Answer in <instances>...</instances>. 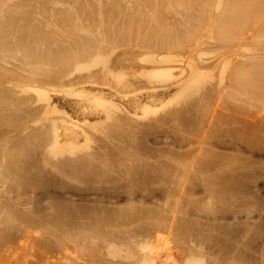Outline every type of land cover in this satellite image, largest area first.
<instances>
[{"label": "bare ground", "instance_id": "6f19581e", "mask_svg": "<svg viewBox=\"0 0 264 264\" xmlns=\"http://www.w3.org/2000/svg\"><path fill=\"white\" fill-rule=\"evenodd\" d=\"M262 148L264 0H0V233L71 259L12 264H264L214 209Z\"/></svg>", "mask_w": 264, "mask_h": 264}, {"label": "rangeland", "instance_id": "374dc122", "mask_svg": "<svg viewBox=\"0 0 264 264\" xmlns=\"http://www.w3.org/2000/svg\"><path fill=\"white\" fill-rule=\"evenodd\" d=\"M262 149H264V148H262ZM261 149V150H262ZM261 150H259L258 152H260ZM257 154H259V155H257ZM261 154V155H260ZM253 159H254V161L256 162L255 164H256V166H255V164H254V169H256V170H252V168H253V165H252V168H251V171H252V173H254V174H252L251 175V173H250V175L252 176L251 178H250V182L249 183H246L245 184V182L243 183V184H239V185H237V186H235V188L236 189H234V186H232V189H233V192H231L230 193V195L231 196H229V197H221V198H223L224 200L222 201V199L221 198H219V199H217L216 201H214V203H218L217 205H215V207H214V209H216L217 207L218 208H220V210H224L225 208H223V207H225L226 206V210H228L227 209V205H230L229 203H231V202H234V204L232 205V203H231V207L229 208V210H231V209H233V207H237V205L239 204V202H240V200H242L243 201V199H244V202H241V204L242 203H244V205H241V207L240 208H238L239 206H240V204L238 205V209H239V211H238V217H237V221L236 220H234V219H231V218H229L226 222L225 221H219V223L218 222H216V223H218V224H223L224 226H228V228H230V229H225V230H228V231H226V232H234L235 230H236V228L238 229V231H240V234H238V236H240L241 234L243 235V237H241V238H243V240H241V238L240 237H238V238H240V241H241V244H243L242 246H241V244H240V250H243L244 251V249H246V251L248 252H250V250H247L248 248H251V249H256L258 246H260L259 244H260V242L262 241L261 239H264V218H261L262 216H264V209H262V208H264V203H262V200H264V174H262V173H264V167H262V165H264V164H260V166H258L259 165V162L258 161H256L257 159H259V161H261L260 163H264V151H262V153L260 152V153H257V151H255V154L253 153ZM258 162V163H257ZM258 164V165H257ZM259 168V169H258ZM261 169V170H260ZM250 171V172H251ZM254 171H256L257 172V174L254 172ZM259 172V173H258ZM259 174H260V177H259ZM256 175V176H255ZM256 177V178H255ZM261 178V180H258V179H260ZM256 179V180H255ZM252 181H254L253 182V185L252 184H250V183H252ZM248 182V181H247ZM257 182V183H256ZM243 185V186H242ZM241 188H240V187ZM245 186H247V187H245ZM250 186V187H249ZM251 188V189H249V188ZM255 188V189H254ZM241 191H240V190ZM243 189V190H242ZM238 190V191H237ZM244 190H245V192H244ZM232 191V190H231ZM236 191H237V193H236ZM234 192H235V195H234ZM244 192V193H243ZM242 193V194H241ZM248 193H251V195L250 194H248ZM245 194V195H244ZM256 194V195H255ZM243 197V199H242V197ZM253 197V198H252ZM260 197V198H259ZM262 197V198H261ZM221 199V200H220ZM234 199V200H233ZM252 199H253V201H252ZM259 199L261 200V201H259ZM227 200V201H226ZM189 201V200H188ZM239 201V202H238ZM249 201V202H248ZM256 201V202H255ZM259 202L261 203V204H259ZM187 203V202H186ZM202 203H204V202H202ZM201 203V204H202ZM213 203V204H214ZM235 203L237 204V205H235ZM248 204V206H247V204ZM184 204V203H183ZM187 204H189V207H191V208H189L188 210H186V208L184 209V207H182L181 208V210H183L184 212H185V210L188 212H186L185 213V215H183L184 213H180V216L182 217V216H184V217H182V219L180 220H178V224L179 223H181V224H183V221H185L186 220V224L184 223V225H182V227L181 226H179V225H181V224H179V225H177V229H175L176 231H178L179 230V234H181V232H183V234L184 233H186V234H184V236H182V234L180 235V236H182L181 238H182V240H183V238L185 239V240H183V242H187L188 240H190V238L191 239H195V237H193L194 235H195V233L194 232H196V231H194V230H197V228H198V225H197V227H196V229H195V224L197 223V220H200L201 221V216L199 215V214H202V216L203 215H205L207 212L209 213L210 211L208 210V209H201L202 207L200 206V208L198 207L199 205H198V201H195V200H191L189 203H187ZM181 205V206H185V207H187L188 208V205ZM200 204V203H199ZM205 204V203H204ZM225 204V205H224ZM251 204V205H250ZM259 206H258V205ZM222 205H223V207H222ZM180 206V207H181ZM221 206V207H220ZM250 206V207H249ZM252 206V207H251ZM193 207H194V209H193ZM242 207H246V208H244V211H243V208ZM254 207V208H253ZM259 207H262L261 209L259 208ZM199 208V209H198ZM223 208V209H222ZM213 209V210H214ZM235 209V208H234ZM259 209V210H258ZM200 210H202V212L200 213ZM205 210H207V211H205ZM217 210H219V209H217ZM228 210V211H229ZM250 210V211H249ZM260 210H261V212H260ZM190 211V212H189ZM203 211H205L204 213H203ZM251 211H252V213H251ZM191 212L193 213V214H191ZM212 212V211H211ZM247 214H249V217H251L250 215H252V217L251 218H249V217H247V216H245V215H247ZM207 213V214H208ZM245 215H244V214ZM255 213H257V214H255ZM262 213V214H261ZM188 214V215H187ZM190 215V216H189ZM198 215L200 216V218L198 219ZM231 215H229V217H230ZM246 218H245V217ZM254 216V217H253ZM183 218H184V220H183ZM186 218V219H185ZM190 219V220H188V219ZM243 218H245L246 219V221H245V219H243ZM248 218V219H247ZM253 218V219H252ZM260 218H261V220H260ZM239 219V220H238ZM250 219V221H248ZM259 219V220H258ZM183 220V221H182ZM241 220V221H240ZM256 220H258V222L256 221ZM182 221V222H181ZM189 221H190V223H189ZM238 221H240V223L238 222ZM246 222V224L245 225H247L248 224V222L250 223V222H252V224L250 223V224H248V225H253V227H252V229L253 228H255V230L253 229V231H252V229L250 230V228L251 227H247L248 228V231H246L247 230V228H245V225H244V223L243 222ZM248 221V222H247ZM253 221H255V222H253ZM196 222V223H195ZM222 222V223H221ZM237 222H238V224H240V225H238L237 224ZM262 222V223H261ZM195 223V224H194ZM225 223V224H224ZM228 223H231V224H228ZM218 224H216V226L218 225ZM227 224V225H226ZM242 224L244 225V227L241 229V227H242ZM255 224V225H254ZM186 225H187V228H186ZM220 225H218L219 227H220ZM223 225H221V227H223ZM230 225L232 226V227H230ZM237 225V226H236ZM234 226H236V227H234ZM178 227H180V228H178ZM240 229H239V228ZM231 228H234V229H231ZM257 228V229H256ZM184 229V230H183ZM258 229H260V230H258ZM187 230V231H186ZM225 230H221L222 232L224 231L225 232ZM245 231V236H244V231ZM250 230V231H249ZM260 231V232H258V231ZM48 231V232H47ZM192 231H194L193 233L194 234H192ZM252 231V234H249L250 232ZM255 231V232H254ZM225 232V233H226ZM219 233H221V232H219ZM257 233H259V234H257V236H256V240H255V235ZM261 233V234H260ZM16 235V234H15ZM15 235H10V234H7V233H0V264H12V262L13 261H15V259L17 260V258H18V260L21 258L22 260H26V261H29V260H31V261H39V260H49V261H52V262H56V261H60V262H66V261H68V259H69V261L71 260L70 258H68V259H65V258H62L63 257V251L62 250H60L59 248H58V246L57 245H59L58 244V241H57V239H56V237H57V234H55V232H53V233H51V231H49V230H44V231H42V232H31V233H27V234H25L24 236H23V238H21L22 240H20V241H18V243H20V242H23V243H20L21 245H19V244H17V240H16V242H15V237L17 236H15ZM248 235H252V236H249V238H248ZM190 236V237H189ZM247 236V237H246ZM245 237H246V240L247 239H249V240H247L245 243H247V244H245L243 241H245ZM253 237V238H252ZM257 237L259 238V237H261V238H259V239H257ZM189 238V239H188ZM221 238V237H220ZM254 241H253V240ZM250 240H252L253 242H251ZM257 240H259V241H257ZM217 241H221V239H219V240H217ZM249 241V242H248ZM243 242V243H242ZM251 242V243H250ZM257 242V243H256ZM213 243H216V241L215 242H213ZM249 243H250V245H249ZM262 243V242H261ZM245 244V245H244ZM254 244V245H253ZM256 244V245H255ZM257 244H258V246H257ZM248 245H249V247H248ZM20 246V247H19ZM247 246L248 248H245V247ZM250 246H252V247H250ZM243 247H244V249H243ZM242 248V249H241ZM239 250V251H240ZM243 251H241V252H243ZM248 252V253H249ZM246 253V252H245ZM237 254H240V255H238L237 256ZM237 254H235V256L237 257V262H239L238 264H242V262L241 261H243L244 260V264L246 263V260H245V258L243 257L242 258V253H237ZM72 256V255H71ZM242 260H241V259ZM20 259V260H21ZM78 259V258H77ZM85 256L84 257H82V258H80V259H78V261L80 260V262H85ZM236 259V258H235ZM235 259H233V260H235ZM75 260V259H74ZM233 260H229V264H232L233 262ZM231 261V262H230ZM235 262L236 261H234V263L233 264H235ZM241 262V263H240ZM18 264H21V262L20 261H18L17 262ZM16 263V264H17ZM13 264H15V263H13ZM237 264V263H236Z\"/></svg>", "mask_w": 264, "mask_h": 264}]
</instances>
